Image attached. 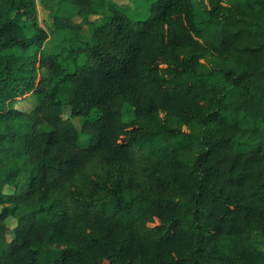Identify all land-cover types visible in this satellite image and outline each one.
Instances as JSON below:
<instances>
[{
    "label": "trees",
    "instance_id": "16d2710c",
    "mask_svg": "<svg viewBox=\"0 0 264 264\" xmlns=\"http://www.w3.org/2000/svg\"><path fill=\"white\" fill-rule=\"evenodd\" d=\"M71 2L106 19L65 56L0 0V264H264V0Z\"/></svg>",
    "mask_w": 264,
    "mask_h": 264
},
{
    "label": "rangeland",
    "instance_id": "374dc122",
    "mask_svg": "<svg viewBox=\"0 0 264 264\" xmlns=\"http://www.w3.org/2000/svg\"><path fill=\"white\" fill-rule=\"evenodd\" d=\"M97 4L103 6L105 11L109 5H115L118 9L128 15L130 18L144 19L147 17V7L153 0H93ZM36 6V16L37 24L39 27L44 29L49 37L45 44V53L46 54H56L63 51L67 46L76 45V38L84 41H91L95 28L105 21L106 16L104 14H90L87 16H82L79 14V8L74 5L71 0H34ZM108 3L107 6H105ZM55 17L69 18L71 20L74 28L66 27L65 29L58 31V28L55 23ZM35 31L32 23H28L26 27V34L31 36ZM65 56L67 55L66 51H63ZM85 60V57H80L77 61L79 64H82ZM72 61V59L70 60ZM67 65V62L64 63V66ZM46 74V71L44 72ZM38 101L32 93H29L23 98L17 100L13 107L25 112H30L33 110ZM130 106L127 104L123 105V118L128 121L131 119V113L129 112ZM63 117L70 119L81 131L84 123V117H73L71 114V109L69 106L64 105L63 107ZM46 127H42L41 129ZM81 142L87 144V137L82 135ZM27 179V172L24 169V173L20 176L19 180L25 182ZM4 192L7 194L14 192V187L6 186ZM1 210V206H0ZM17 220L13 217L7 219L6 224L9 227L8 239L11 240L13 237V230L17 226Z\"/></svg>",
    "mask_w": 264,
    "mask_h": 264
}]
</instances>
